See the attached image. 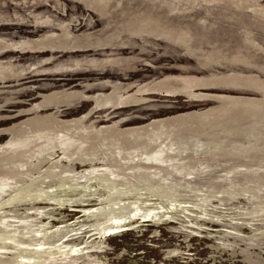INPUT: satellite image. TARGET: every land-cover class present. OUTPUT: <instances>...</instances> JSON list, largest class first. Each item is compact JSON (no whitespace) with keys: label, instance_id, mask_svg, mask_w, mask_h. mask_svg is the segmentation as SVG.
Instances as JSON below:
<instances>
[{"label":"rangeland","instance_id":"374dc122","mask_svg":"<svg viewBox=\"0 0 264 264\" xmlns=\"http://www.w3.org/2000/svg\"><path fill=\"white\" fill-rule=\"evenodd\" d=\"M0 264H264V0H0Z\"/></svg>","mask_w":264,"mask_h":264},{"label":"bare ground","instance_id":"6f19581e","mask_svg":"<svg viewBox=\"0 0 264 264\" xmlns=\"http://www.w3.org/2000/svg\"><path fill=\"white\" fill-rule=\"evenodd\" d=\"M14 192V191H13Z\"/></svg>","mask_w":264,"mask_h":264}]
</instances>
